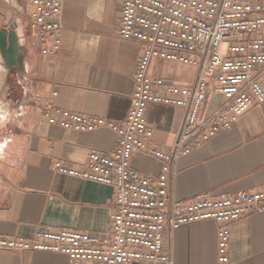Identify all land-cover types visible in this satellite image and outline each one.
<instances>
[{
	"label": "crops",
	"instance_id": "0c3cea01",
	"mask_svg": "<svg viewBox=\"0 0 264 264\" xmlns=\"http://www.w3.org/2000/svg\"><path fill=\"white\" fill-rule=\"evenodd\" d=\"M119 16L117 0H64L62 41L54 54H42L36 39L17 25L22 64L9 71L2 92L10 100L6 105L0 102V238L30 239L38 229L99 235L108 230L113 189L58 173L54 162L78 165L90 151L108 152L115 145V134L107 127L81 132L51 125L43 108L51 102L108 122L125 117L142 46L119 37ZM150 72L189 84L196 68L153 61ZM239 103L241 113L231 128L176 160L168 184L170 198L189 201L198 194L218 197L264 188V102L256 103L245 93ZM184 115L182 108L151 104L150 142L163 149L171 146ZM131 164L147 176L159 171L155 158L137 151ZM216 229L209 220L172 231L168 251L173 264H264V212L244 215L230 225L227 263L217 261ZM0 264L69 261L60 253L0 249Z\"/></svg>",
	"mask_w": 264,
	"mask_h": 264
},
{
	"label": "built area",
	"instance_id": "2783aa9c",
	"mask_svg": "<svg viewBox=\"0 0 264 264\" xmlns=\"http://www.w3.org/2000/svg\"><path fill=\"white\" fill-rule=\"evenodd\" d=\"M64 0H27L28 25L42 54H54L62 41ZM118 35L142 49L136 63L131 105L119 122L45 104L43 116L63 129L91 132L109 128L116 137L108 151L93 150L84 163L54 162L58 173L110 186L114 197L108 230L91 234L66 228L38 229L32 238L2 237L0 249L60 253L69 264H173L168 235L202 221L217 224V261L227 263L230 225L264 212V188L189 201L168 195L173 165L180 157L227 130L241 113L240 97L264 102V0H117ZM153 61L196 68L189 84L150 72ZM53 94L56 95L54 92ZM151 104L185 110L180 131L168 148L150 142ZM159 162L155 176L136 170L135 152Z\"/></svg>",
	"mask_w": 264,
	"mask_h": 264
},
{
	"label": "rangeland",
	"instance_id": "374dc122",
	"mask_svg": "<svg viewBox=\"0 0 264 264\" xmlns=\"http://www.w3.org/2000/svg\"><path fill=\"white\" fill-rule=\"evenodd\" d=\"M27 2L26 0H0V28L9 27L10 24H20L24 28V34L30 35L31 29L28 25L27 17ZM18 30V28H17ZM22 31V30H21ZM0 65L4 67V72L0 73V102L4 105L10 100L6 93H3L4 84L8 83L9 69L5 65L2 57L0 56ZM178 75L181 71L178 70ZM6 107V106H5Z\"/></svg>",
	"mask_w": 264,
	"mask_h": 264
},
{
	"label": "water",
	"instance_id": "95a60500",
	"mask_svg": "<svg viewBox=\"0 0 264 264\" xmlns=\"http://www.w3.org/2000/svg\"><path fill=\"white\" fill-rule=\"evenodd\" d=\"M0 55L11 72L16 71L17 66L22 64L23 52L16 23L10 24L8 28H0Z\"/></svg>",
	"mask_w": 264,
	"mask_h": 264
},
{
	"label": "bare ground",
	"instance_id": "6f19581e",
	"mask_svg": "<svg viewBox=\"0 0 264 264\" xmlns=\"http://www.w3.org/2000/svg\"><path fill=\"white\" fill-rule=\"evenodd\" d=\"M2 71L4 72V67L2 65H0V73H2Z\"/></svg>",
	"mask_w": 264,
	"mask_h": 264
}]
</instances>
